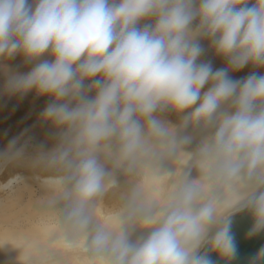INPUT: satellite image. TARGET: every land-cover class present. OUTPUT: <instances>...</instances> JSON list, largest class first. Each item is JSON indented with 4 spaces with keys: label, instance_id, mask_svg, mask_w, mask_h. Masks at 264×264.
<instances>
[{
    "label": "clouds",
    "instance_id": "obj_1",
    "mask_svg": "<svg viewBox=\"0 0 264 264\" xmlns=\"http://www.w3.org/2000/svg\"><path fill=\"white\" fill-rule=\"evenodd\" d=\"M208 50L225 65L201 59ZM17 56L31 67L10 68L5 93L50 98L42 117L74 133L59 158L72 172L66 219L81 231L107 175L101 148L115 142L129 161L156 145L171 150L178 136L157 115L165 110L183 114L180 130H206L196 152L203 179L185 173L159 208L147 205L145 236L95 231L90 247L110 264H214L205 243L234 260L231 216L203 195L205 180L250 189L233 209L251 214L250 237L264 232V73L232 76L264 69V0H0V60ZM249 264H264V246Z\"/></svg>",
    "mask_w": 264,
    "mask_h": 264
},
{
    "label": "bare ground",
    "instance_id": "obj_2",
    "mask_svg": "<svg viewBox=\"0 0 264 264\" xmlns=\"http://www.w3.org/2000/svg\"><path fill=\"white\" fill-rule=\"evenodd\" d=\"M204 45L207 48L206 41ZM201 59L211 60L214 68L225 65L211 50ZM30 67L22 56L0 60V264H110L109 253L90 247L95 231L123 230L131 241L145 236L148 229L141 226L140 217L147 205L159 208L185 173L203 179L196 152L206 130L196 125L180 130L183 114L165 110L157 115L178 136L171 150L156 145L129 161L118 155L115 142L101 148L97 157L107 175L102 190L84 205L89 224L81 231L66 219L75 204L73 197L65 195L72 188V172L59 158L74 133L42 117L50 98L35 92L12 96L2 87L10 68L23 72ZM252 71L264 73L248 66L232 76L239 79ZM185 135L189 142L179 143ZM204 183L203 195L219 199L221 216L239 213L233 203L237 195L250 190Z\"/></svg>",
    "mask_w": 264,
    "mask_h": 264
},
{
    "label": "water",
    "instance_id": "obj_3",
    "mask_svg": "<svg viewBox=\"0 0 264 264\" xmlns=\"http://www.w3.org/2000/svg\"><path fill=\"white\" fill-rule=\"evenodd\" d=\"M231 219L232 233L237 245L236 258L229 261L227 258L219 256L211 251L207 243L201 251H208L214 264H249V259L254 256L261 246H264V232L251 237L248 235L254 221L246 209L232 215Z\"/></svg>",
    "mask_w": 264,
    "mask_h": 264
}]
</instances>
